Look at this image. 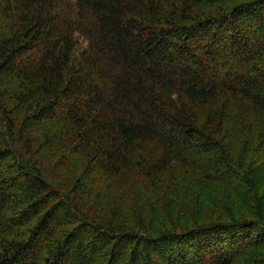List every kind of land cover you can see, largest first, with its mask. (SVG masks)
<instances>
[{"label": "trees", "instance_id": "trees-1", "mask_svg": "<svg viewBox=\"0 0 264 264\" xmlns=\"http://www.w3.org/2000/svg\"><path fill=\"white\" fill-rule=\"evenodd\" d=\"M0 264H264V0H0Z\"/></svg>", "mask_w": 264, "mask_h": 264}, {"label": "rangeland", "instance_id": "rangeland-1", "mask_svg": "<svg viewBox=\"0 0 264 264\" xmlns=\"http://www.w3.org/2000/svg\"><path fill=\"white\" fill-rule=\"evenodd\" d=\"M83 46H85V42L81 38H79L78 39V47H83Z\"/></svg>", "mask_w": 264, "mask_h": 264}]
</instances>
